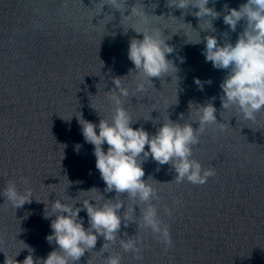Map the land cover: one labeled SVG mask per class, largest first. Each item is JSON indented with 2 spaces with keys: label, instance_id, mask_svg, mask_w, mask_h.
<instances>
[{
  "label": "water",
  "instance_id": "water-1",
  "mask_svg": "<svg viewBox=\"0 0 264 264\" xmlns=\"http://www.w3.org/2000/svg\"><path fill=\"white\" fill-rule=\"evenodd\" d=\"M246 2L209 0L207 7L219 16L198 19L193 15L198 9L169 7L171 0H120L119 10L111 0H0V192L14 182L21 194L31 189L33 199L15 209L0 197V264L6 258L22 264L28 248L34 260L56 248L46 240L50 220L43 218L45 204L53 200L79 207L84 199L104 195L123 201L125 210L139 203L126 194L105 192L93 146L85 142L78 122L80 115L94 124L110 119L107 92L115 78H122L129 90L122 99L137 122L133 127L150 134L168 118L193 123L190 104L213 103L218 123L200 134L192 158L215 175L202 185L177 183L170 165L149 158L143 179L156 191L151 203L169 228L171 245L151 229L137 227L136 207V223L126 228L122 223L120 236L139 237L140 260L121 248L119 236L106 250L100 237L78 264H105L110 254L119 255L121 264H264V109L254 120L235 107L223 109L220 85L228 71L213 68L202 55L206 36H216L221 45L235 44L246 20L231 31L223 22L225 5L238 10ZM134 5L149 14L148 26L166 29V43L174 49L166 57L174 67L167 76L153 78L154 86L146 85L143 93L135 90V74H129L134 65L127 55L130 40L143 36L128 29L135 21L123 17ZM162 14L176 19L155 17ZM76 145L81 146L78 152ZM93 187L98 190L80 192ZM80 216L87 228L86 213Z\"/></svg>",
  "mask_w": 264,
  "mask_h": 264
},
{
  "label": "clouds",
  "instance_id": "clouds-1",
  "mask_svg": "<svg viewBox=\"0 0 264 264\" xmlns=\"http://www.w3.org/2000/svg\"><path fill=\"white\" fill-rule=\"evenodd\" d=\"M119 3L120 0H111L112 7L116 10H119ZM208 4L209 0H171L169 7L198 9L193 13L198 19L217 18L219 13L214 8L207 7ZM225 10L227 14L223 16L224 24L235 31L238 23L246 20L244 31L239 34L235 44L229 42L221 45L214 35L204 37L205 49L202 55L213 68L228 71L220 85L221 107L225 110L235 107L245 119L254 120L256 114L264 109V0H247L238 10L228 9L225 5ZM124 12V18L136 22L130 24L128 29L143 36V39L130 40L127 53L134 65V70H130L129 74H135V90L143 93L146 85L154 86L153 78L167 76L170 66L174 67L173 62L166 58L174 49L166 43L169 40L164 35L166 29L148 26L149 14L144 7L137 8L134 5L130 14L124 15ZM170 16L167 19L163 14L155 17L167 21ZM137 23L144 27H137ZM121 80L122 78H115L114 88L107 92L112 104L110 119H100L99 124H94L80 115L78 122L85 142L93 146L95 167L106 185L105 192L126 194L139 203L125 210L123 201L113 202V199H105L101 195L82 200L78 203L79 207L76 203H65L59 199L51 201L50 206L45 204L43 218L50 220L51 229L46 240L49 244L54 242L56 248L46 258L34 260V250L26 245L28 251H31L22 264H78L86 253L95 249L100 237L105 241L101 249L106 250L109 244L116 242L118 236L121 248L140 260L139 237L136 234L128 237L127 233L123 234L127 237L125 239L120 236L122 223L125 228L136 223V207L140 210V224L137 227L151 229L165 245L172 243L168 226L160 219L157 207L151 203L157 198V194L148 180L143 179V164L151 158L159 165H170L176 173L177 183L187 180L192 184L202 185L215 175L213 169H204L199 161L192 158V147L199 144L200 134L208 125L218 123L214 104H190L189 110L190 106L194 108L196 115L193 123H179L168 118L154 134H150L142 126L133 127L137 122H133L122 99L129 96V90ZM194 83L203 90V83L199 78H194ZM183 119L184 114L181 113L179 120ZM193 124H198V127L193 128ZM105 145L108 146L106 150ZM80 147L76 145L77 152ZM96 190L98 189L93 187L80 192L91 193ZM0 197L5 198L15 209L22 208L33 200L31 189H25L21 194L14 182H10L0 192ZM140 204L145 207L141 208ZM121 209H124L123 214ZM82 211L87 216V228L84 217L80 216ZM164 211L171 215V210L167 207ZM5 264L18 262L15 258H6ZM105 264H121V257L110 254Z\"/></svg>",
  "mask_w": 264,
  "mask_h": 264
}]
</instances>
